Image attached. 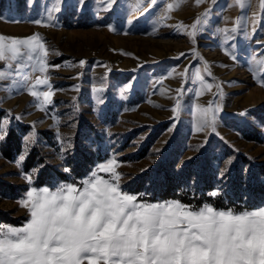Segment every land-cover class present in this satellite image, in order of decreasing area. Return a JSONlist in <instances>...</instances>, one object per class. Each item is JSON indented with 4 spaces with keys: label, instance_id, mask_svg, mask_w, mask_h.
Masks as SVG:
<instances>
[{
    "label": "rangeland",
    "instance_id": "obj_1",
    "mask_svg": "<svg viewBox=\"0 0 264 264\" xmlns=\"http://www.w3.org/2000/svg\"><path fill=\"white\" fill-rule=\"evenodd\" d=\"M177 2L159 0L149 16L132 15L135 0L107 12L96 0H62L49 22L51 0H0V35L43 38L54 93L41 110L42 97L25 90L22 76L6 70L0 79V121L7 120L0 139V213L13 220L0 225L22 226L30 218L18 203L30 187L79 186L113 158L123 174L121 189L143 201H178L150 200L169 171L189 186L208 184L209 193L242 197L249 209L264 205V0H244L243 10L237 0H179L162 18L167 4ZM41 20L52 26L35 23ZM238 20L241 30L233 34ZM23 71L31 73V83L41 76ZM210 103L220 108L215 131L197 132V107ZM11 130L20 136L21 151L8 159L2 146Z\"/></svg>",
    "mask_w": 264,
    "mask_h": 264
},
{
    "label": "snow or ice",
    "instance_id": "obj_2",
    "mask_svg": "<svg viewBox=\"0 0 264 264\" xmlns=\"http://www.w3.org/2000/svg\"><path fill=\"white\" fill-rule=\"evenodd\" d=\"M96 2L99 10L105 12L121 6V0ZM201 2L196 0L197 4ZM61 3L62 0H51V7L45 9L49 22ZM83 3L84 0H78V4ZM237 3L242 10L245 8L244 0ZM158 6L159 0H135L132 15L147 12L150 16ZM178 7L179 0L168 3L162 18L167 19L168 13ZM261 9L264 10V2ZM208 15L204 13V18ZM35 23L52 26L42 20ZM200 23L198 19L192 26L193 37ZM236 25L231 29L233 34L241 30L239 20ZM48 54L38 34L28 38L0 35V62H8L6 69H0V79L5 78L6 70L9 75L22 76L25 90L36 100L42 97L41 110L54 94L47 76ZM226 54L235 60L234 52ZM25 58L28 63L24 62ZM259 64L264 66V60ZM25 68L41 76L31 83V73L23 71ZM37 86H47L49 90L37 91ZM212 86L204 84L208 90ZM180 108L177 100L171 109L175 119L179 118ZM218 111L219 106L213 109L211 103L207 108L197 107L195 130L215 131ZM6 125L7 120L0 121V139L7 134ZM23 159L21 154L18 167L22 168ZM119 167L113 158L98 165L79 186L57 184L52 190L30 187L18 201L28 210L30 218L22 226L0 225V264H264V205L236 212L217 210L208 204L195 208L179 201L150 203L121 189L123 174L118 172ZM64 171L70 169L65 167ZM22 175L31 185V176L23 171ZM211 195L219 193L213 191Z\"/></svg>",
    "mask_w": 264,
    "mask_h": 264
},
{
    "label": "trees",
    "instance_id": "obj_3",
    "mask_svg": "<svg viewBox=\"0 0 264 264\" xmlns=\"http://www.w3.org/2000/svg\"><path fill=\"white\" fill-rule=\"evenodd\" d=\"M253 140H259L253 136ZM21 144L20 136L11 130L5 139L2 146V152L8 159H13L15 155L20 153ZM35 155L32 153L26 160V169L33 166ZM163 171V170H161ZM64 177V176H63ZM140 186L138 185L135 192H138ZM208 184L189 186L180 179L176 178L169 171L166 172L164 180L159 184V191L154 192L150 200H178L179 202L198 208L204 204L211 205L217 210L233 209L235 211H242L249 209L248 205H242L240 202L243 201L242 197L234 200L229 196L219 194L212 196L211 193L207 192ZM0 220L5 222H13L12 219L7 218L4 214L0 213Z\"/></svg>",
    "mask_w": 264,
    "mask_h": 264
}]
</instances>
